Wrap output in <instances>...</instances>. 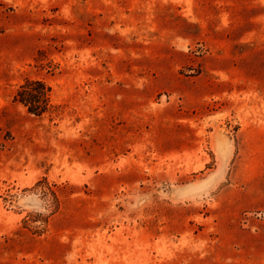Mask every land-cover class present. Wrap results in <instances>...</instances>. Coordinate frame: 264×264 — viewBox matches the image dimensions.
Returning a JSON list of instances; mask_svg holds the SVG:
<instances>
[{"label":"rangeland","instance_id":"1","mask_svg":"<svg viewBox=\"0 0 264 264\" xmlns=\"http://www.w3.org/2000/svg\"><path fill=\"white\" fill-rule=\"evenodd\" d=\"M0 264H264V0H0Z\"/></svg>","mask_w":264,"mask_h":264},{"label":"trees","instance_id":"2","mask_svg":"<svg viewBox=\"0 0 264 264\" xmlns=\"http://www.w3.org/2000/svg\"><path fill=\"white\" fill-rule=\"evenodd\" d=\"M13 101L23 104L28 113L41 115L53 107L51 87L41 78H26L16 88Z\"/></svg>","mask_w":264,"mask_h":264}]
</instances>
